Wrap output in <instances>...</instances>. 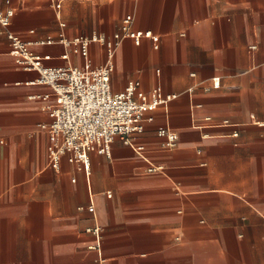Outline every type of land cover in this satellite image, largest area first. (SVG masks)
Masks as SVG:
<instances>
[{
  "label": "crops",
  "instance_id": "obj_1",
  "mask_svg": "<svg viewBox=\"0 0 264 264\" xmlns=\"http://www.w3.org/2000/svg\"><path fill=\"white\" fill-rule=\"evenodd\" d=\"M61 1L0 0V12L14 10L10 30L47 67L83 70L106 62L103 46L89 65L41 42L110 38L132 17L159 49L124 40L112 90L139 81L177 99L130 144L116 139L111 158L92 154L89 178L67 157L55 170L40 128L54 101L37 98L52 91L17 65L0 25V264H264V0Z\"/></svg>",
  "mask_w": 264,
  "mask_h": 264
},
{
  "label": "built area",
  "instance_id": "obj_2",
  "mask_svg": "<svg viewBox=\"0 0 264 264\" xmlns=\"http://www.w3.org/2000/svg\"><path fill=\"white\" fill-rule=\"evenodd\" d=\"M52 1L59 11L62 1ZM13 17V9H8L6 13L0 12V25L9 40L10 55L22 69L38 73L35 84L47 86L52 91L37 98L54 101L48 108L49 122L40 128L48 135L47 156L50 166L55 170L60 169L63 158L67 157L70 163L80 166L89 178L92 154L111 158L112 145L116 139L130 144L133 135L143 134L146 125L154 122L153 114L158 107L177 99V95H164L161 87H156L148 94L140 93L139 81H130L123 92L115 93L112 90L114 57L124 40L131 39L140 45L144 38H148L153 41L154 49H159L158 37L150 32L132 29V17L126 18L120 30L110 38L94 34L91 37L69 39L62 32L58 38L41 42V45H62L69 51L63 55V59L68 60L72 53L86 59L89 65L91 46H103L106 62L84 70L74 66L47 67L45 62L52 57L36 54L30 43L10 30ZM61 27L64 28L65 24L62 23ZM213 86L219 88L220 79H213ZM157 136L164 140V146L168 148H175L179 141V135L167 127H160ZM138 150H143V147ZM89 212H95L92 201ZM89 232L98 235L100 228L90 229Z\"/></svg>",
  "mask_w": 264,
  "mask_h": 264
}]
</instances>
